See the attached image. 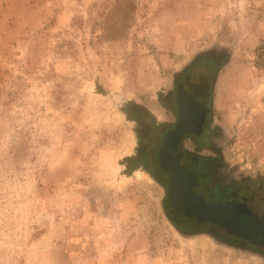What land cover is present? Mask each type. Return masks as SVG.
Listing matches in <instances>:
<instances>
[{"label": "rangeland", "instance_id": "obj_1", "mask_svg": "<svg viewBox=\"0 0 264 264\" xmlns=\"http://www.w3.org/2000/svg\"><path fill=\"white\" fill-rule=\"evenodd\" d=\"M185 85L207 90L203 139L179 145L194 188L264 218V124L243 119L264 104V0H0V264H264L178 230L159 131L122 111L173 126Z\"/></svg>", "mask_w": 264, "mask_h": 264}, {"label": "water", "instance_id": "obj_2", "mask_svg": "<svg viewBox=\"0 0 264 264\" xmlns=\"http://www.w3.org/2000/svg\"><path fill=\"white\" fill-rule=\"evenodd\" d=\"M178 90L181 93L178 100L183 104L185 90L182 87ZM187 106L184 103L185 109ZM188 122L187 118L182 117L158 153L161 168L169 174L167 190L170 209L180 219L195 224L210 223L246 241L264 243V221L243 201L212 203L193 191L195 176L182 165L181 156L174 148L175 140L180 137Z\"/></svg>", "mask_w": 264, "mask_h": 264}, {"label": "flooded vegetation", "instance_id": "obj_3", "mask_svg": "<svg viewBox=\"0 0 264 264\" xmlns=\"http://www.w3.org/2000/svg\"><path fill=\"white\" fill-rule=\"evenodd\" d=\"M198 63H199V61H198ZM203 64L206 65L205 63H203ZM184 87H185L184 89H185L186 96H185V98H183V101H185L184 103L188 104L187 109L184 108V103L182 104L178 100V98H180V96H181V93L179 92V90H177V95L175 96V99H174L175 109L173 110L174 114L177 117V122L173 126L168 124V122L161 123V124L164 125L162 130L166 131L165 133H167V134L165 137H167L174 130L176 124L180 120H182V117L187 118V121L189 120L188 125H185L184 131L181 133L180 137L175 140L174 148H175L176 152L179 153L181 156L180 162L182 163V165L185 166L195 176V172L192 169L193 166L189 167L188 165H186L183 162V159L185 157H191L193 154H191L190 152L186 153L185 151H182L180 149L179 145H180V142L184 136H191L192 138L200 137L203 139V134L206 131L204 126L206 124V111H207L208 103H207V99H206V92H204L206 90H203L202 92L200 91V92L194 94L193 92L189 91L190 90L189 87H187L186 85ZM199 95L202 98L199 99V97H198ZM208 132H209L208 133V138H209L210 137V130L209 129H208ZM163 146H164V143L159 147V150L157 151V156H158L160 149H162ZM193 163H195V162H193ZM161 170L168 177V181H167V186H168L169 174L166 173L163 169H161ZM195 182H196V176H195ZM195 182H194V186H193V191L199 195V193L194 188ZM244 202L252 210V212L255 213L254 212L255 210L249 205V203H247L246 201H244ZM169 203H170V201H169ZM171 212H172V210H171ZM172 214L175 217V220H177V221H175L174 224L180 232H190L191 231L192 234L210 232L209 234L212 236H228L227 240H230L231 238L241 239V238L234 236L233 234H231L227 230H225L221 227H218L216 225H213L210 223L195 224V223L190 222L189 220H183V219L178 218L176 215H174L173 212H172ZM255 214L257 215V213H255ZM261 218L264 220L263 217H261ZM205 225L212 226L216 229H221L222 231H224V233H218V232L213 233L214 229L211 227L210 228H203ZM241 240L244 241V239H241ZM258 243L259 242H257V245H255L256 247L260 246L261 244L262 245L264 244V243H260V244H258Z\"/></svg>", "mask_w": 264, "mask_h": 264}, {"label": "trees", "instance_id": "obj_4", "mask_svg": "<svg viewBox=\"0 0 264 264\" xmlns=\"http://www.w3.org/2000/svg\"><path fill=\"white\" fill-rule=\"evenodd\" d=\"M122 111L129 119L136 121L138 125H141L142 123H144L143 120L148 119L149 120V126H150V128L148 127L149 130L153 129V130L159 131V135H158L159 142L158 143L160 144V146L164 143L165 138H166L165 136L167 134V133H165L166 132L165 130H162L164 125L157 123L154 120V117L150 114V112L146 108H144L143 106L131 101V102H127L125 104V107L122 109ZM137 136H138V143L141 147L143 145L144 141H143V138L140 136L139 131L137 133ZM156 150L158 151L159 148L158 149L156 148ZM143 161H144L143 160V151L141 149H138V152L136 155L126 158L127 167L129 168V170L137 168L138 166H140V164H142ZM130 162H133L134 164L132 165V164H130ZM159 166H160V164H159ZM148 172L151 174L152 177H154L155 179L160 181L150 170H148ZM253 243H255L257 245L256 242H253ZM258 244H260V243H258ZM256 252L262 254V252L259 251V249H256Z\"/></svg>", "mask_w": 264, "mask_h": 264}, {"label": "crops", "instance_id": "obj_5", "mask_svg": "<svg viewBox=\"0 0 264 264\" xmlns=\"http://www.w3.org/2000/svg\"><path fill=\"white\" fill-rule=\"evenodd\" d=\"M203 67V65H201ZM191 68V67H190ZM190 68H188V70L190 71ZM217 80V77L215 78L213 84L215 86V82ZM214 86H213V89H214ZM207 91V90H206ZM254 108V107H253ZM255 113L252 115L251 113V110L245 112L249 115H246V117H243L244 120L246 121H250L251 123L247 124L248 128L250 127L251 129L252 128H255V129H262L261 126H258L259 124H264L263 123V113H264V104H263V99L261 100V102L255 107ZM252 115V116H251ZM260 153H261V156L263 155L264 156V148H262V150H260Z\"/></svg>", "mask_w": 264, "mask_h": 264}]
</instances>
